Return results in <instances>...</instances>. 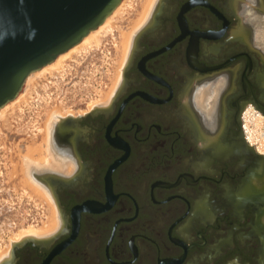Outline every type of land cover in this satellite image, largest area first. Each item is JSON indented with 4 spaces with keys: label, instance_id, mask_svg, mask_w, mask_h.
Wrapping results in <instances>:
<instances>
[{
    "label": "flooded vegetation",
    "instance_id": "flooded-vegetation-1",
    "mask_svg": "<svg viewBox=\"0 0 264 264\" xmlns=\"http://www.w3.org/2000/svg\"><path fill=\"white\" fill-rule=\"evenodd\" d=\"M263 122L264 0H157L109 101L53 129L71 170L33 171L57 229L6 264H264Z\"/></svg>",
    "mask_w": 264,
    "mask_h": 264
},
{
    "label": "rangeland",
    "instance_id": "rangeland-1",
    "mask_svg": "<svg viewBox=\"0 0 264 264\" xmlns=\"http://www.w3.org/2000/svg\"><path fill=\"white\" fill-rule=\"evenodd\" d=\"M142 2L125 0L111 32L97 47L77 52L61 72L29 86L26 103L0 120V251L10 246L16 233L39 228L50 215L47 205L24 185L19 156L26 147L41 143L51 111L81 115L109 92L121 60L120 32L128 31L139 17ZM259 141L264 144V135Z\"/></svg>",
    "mask_w": 264,
    "mask_h": 264
},
{
    "label": "water",
    "instance_id": "water-1",
    "mask_svg": "<svg viewBox=\"0 0 264 264\" xmlns=\"http://www.w3.org/2000/svg\"><path fill=\"white\" fill-rule=\"evenodd\" d=\"M121 1L0 0V108L19 94L31 73L81 42ZM44 241L25 239L10 255L27 242Z\"/></svg>",
    "mask_w": 264,
    "mask_h": 264
},
{
    "label": "bare ground",
    "instance_id": "bare-ground-1",
    "mask_svg": "<svg viewBox=\"0 0 264 264\" xmlns=\"http://www.w3.org/2000/svg\"><path fill=\"white\" fill-rule=\"evenodd\" d=\"M124 1L125 0H122L119 5L112 11V13L103 21V23L99 25L95 30L91 31L86 37H84L81 42L67 50L65 53L59 55L53 62L31 73L25 81L23 87L24 89H22L12 101L0 108V120H3L5 118V115L9 110H12L18 107L19 105L26 103L27 98L29 96V86H33L35 82L41 78L52 77L53 75L61 72L64 67V63L71 60L72 56L75 55L77 52L85 50L86 48L97 47L101 43L102 39L105 38L111 32L114 26L115 18L122 11ZM156 2L157 0H143L140 6L139 17L132 22V25H130L128 31L120 32L121 60L115 76V80L112 84L111 89L108 93L105 94L101 101L89 104V110L104 106L109 101L116 85L118 84L120 78V71L122 70L125 60L127 59L133 34L136 30L139 29L142 23H144ZM71 116L73 115H71L70 112L65 113L62 109H55L51 111L43 126V130L41 133V143L36 146L30 145L26 147V149L23 151V154L19 156L24 185L47 205L50 215L47 221L43 222L39 228L24 229L12 236L11 239H9L10 246L5 250L0 251V263L6 260L8 256H10L11 247L14 244L20 243L25 239H31L36 241L45 240L58 227V212L57 207L55 205V201L52 197L51 190L47 185L45 186V184L40 182V180L42 179L39 176L34 175L33 171L50 170L60 173H67L71 170V166L69 164H64L62 161L63 159L61 160V157L59 158V156H57L53 152L50 145V141L53 136V129L56 128L57 123H61L63 119ZM246 117V126L249 130L252 129V127L248 126V124L250 123L253 125V128L255 127L254 131H256L257 134L258 132L261 133L263 131L262 119L258 114H255L254 112H247ZM259 137L260 136L257 135L256 137H254V132L252 131L249 134L248 140L250 142H256L258 144L259 151H263V140L261 139L262 141H259Z\"/></svg>",
    "mask_w": 264,
    "mask_h": 264
}]
</instances>
